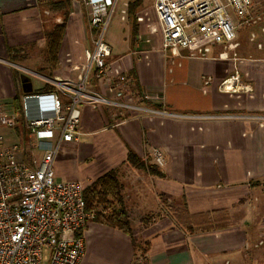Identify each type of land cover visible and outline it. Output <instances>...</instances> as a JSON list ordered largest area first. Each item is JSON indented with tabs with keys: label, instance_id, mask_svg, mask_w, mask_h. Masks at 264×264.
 <instances>
[{
	"label": "crops",
	"instance_id": "obj_1",
	"mask_svg": "<svg viewBox=\"0 0 264 264\" xmlns=\"http://www.w3.org/2000/svg\"><path fill=\"white\" fill-rule=\"evenodd\" d=\"M120 1V10L127 3V14L121 17L119 41L108 42L114 58L108 72L118 67L113 79L153 112L119 119V107L82 105L81 135L58 153L56 178L81 180L86 188L117 169L135 238L148 242L150 264H264V119L257 118L264 116V49L249 41L251 28L239 29L241 56L261 60L237 64L242 85H249L251 93L225 92L219 84L234 73L232 60L191 57L186 49L173 56L163 49L161 34L150 33L146 22L137 20L139 15L156 17L153 5L145 6L143 0L130 14L129 0ZM66 14L57 68L51 77L37 76L30 93H51L43 90L47 83L54 86L58 77L81 75L77 70L84 51L93 47L90 7L84 0H0V118L23 116L22 100L29 93L23 91L19 67L26 66L35 48L44 55L46 30L63 22ZM90 84L99 93L117 97L94 77ZM44 106L50 112L49 99ZM12 128L0 125L3 143L20 145L18 159L37 165L43 153L33 146L24 118ZM156 148L164 154L163 166L155 162ZM131 150L157 166L161 175L130 164ZM167 199L183 202L181 213L192 223L205 226L210 221L207 227H212L184 229L178 208ZM83 239L80 264L134 260L133 238L118 228L91 220Z\"/></svg>",
	"mask_w": 264,
	"mask_h": 264
},
{
	"label": "built area",
	"instance_id": "obj_2",
	"mask_svg": "<svg viewBox=\"0 0 264 264\" xmlns=\"http://www.w3.org/2000/svg\"><path fill=\"white\" fill-rule=\"evenodd\" d=\"M90 7V27L93 47L85 49L84 63L79 66L77 79L56 78V91L47 94L29 93L22 100L23 116L0 118V125L16 127L24 118L33 135L35 149L42 151L38 164L32 166L20 161V145H5L0 136V264H80L84 254L83 231L95 212L86 207L85 184L81 180H58L55 160L65 143L79 140L82 105H113L128 113L153 112L137 104L131 91L113 77L119 74L106 33L119 0H84ZM156 23L144 15L150 33H160L163 49L179 56L186 49L191 57L229 59L235 64L234 73L221 81L219 89L225 92L251 93L249 85H242L238 62L258 61L240 54L241 27L251 28L249 41L257 50L264 49V0H155ZM127 14V3L121 9ZM91 77L107 91L115 93L112 99L91 88ZM211 81L206 79V83ZM70 99L65 103L60 94ZM126 96L125 101L119 97ZM148 97V95H147ZM51 102L46 111L44 100ZM257 118L264 119V116ZM154 159L164 165L161 149H154ZM132 264H150L146 255L134 257Z\"/></svg>",
	"mask_w": 264,
	"mask_h": 264
},
{
	"label": "trees",
	"instance_id": "obj_3",
	"mask_svg": "<svg viewBox=\"0 0 264 264\" xmlns=\"http://www.w3.org/2000/svg\"><path fill=\"white\" fill-rule=\"evenodd\" d=\"M142 1L143 0H129L128 12L130 14H134L135 11L141 6ZM66 22L67 14L65 15L63 22L56 23L50 30H46L44 56L45 62H47L48 66H46L45 68L50 70L47 73V76L50 77L53 76V71L57 68L58 65V54L65 34ZM43 90L56 91L57 89L52 84L47 83ZM59 94L65 103H68L70 101V99L65 95L61 93ZM128 162L133 166L145 169L152 174L161 175L157 166L153 164H147L132 150L129 153ZM84 196L87 209L95 212V218L93 220L114 228H118L130 235L133 238L134 242L135 256L139 254L145 255L147 253L149 245L148 242H141L135 238L123 195V184L120 181L119 171L117 169L110 170L109 172L105 173L100 178L95 180L92 184L87 186L84 191ZM180 221L181 222L178 223L184 229L190 230V232L198 228L202 230L212 227H207L208 224H210V221H207L208 223L205 226H198L184 216L180 217Z\"/></svg>",
	"mask_w": 264,
	"mask_h": 264
},
{
	"label": "rangeland",
	"instance_id": "obj_4",
	"mask_svg": "<svg viewBox=\"0 0 264 264\" xmlns=\"http://www.w3.org/2000/svg\"><path fill=\"white\" fill-rule=\"evenodd\" d=\"M125 2V0H121L120 3ZM154 3V0H144V5L145 6H152ZM150 21L153 23H156V17L154 15H149ZM122 21H121V11L120 8L118 7V11L113 15L112 21L108 27L107 33H106V40L107 42H109V40H111L112 38H114L116 41H119V32H117L119 30V28H121ZM115 46V45H114ZM115 48V47H114ZM24 64L26 66H22L19 67L20 68V72L21 73H26L29 74L30 76H32V80H33V86L36 87L37 85V80L39 79L37 76H45L44 74L48 73L50 70L45 68L46 66H48L47 62H45V56L43 55V49L41 48H35L34 51L30 52L29 54V59L27 61H24ZM78 66V65H77ZM37 71H41L42 73H37ZM80 71V68L77 70ZM3 126V125H2ZM4 128H6L8 131H14L15 128L9 127L8 126H3ZM38 154V153H37ZM167 202L172 203V205H174L175 207H177L178 209H176L178 211V214L180 215V217H183L184 214H182L181 212L183 211V202H181L180 200H168ZM182 209V210H181ZM154 214H158L157 216H161L162 214H164L163 212H155ZM153 215H148L150 216V218L154 217ZM138 240H140V238H138ZM141 241V240H140Z\"/></svg>",
	"mask_w": 264,
	"mask_h": 264
},
{
	"label": "water",
	"instance_id": "obj_5",
	"mask_svg": "<svg viewBox=\"0 0 264 264\" xmlns=\"http://www.w3.org/2000/svg\"><path fill=\"white\" fill-rule=\"evenodd\" d=\"M22 88L25 93H30L33 91L32 78L29 74H21Z\"/></svg>",
	"mask_w": 264,
	"mask_h": 264
}]
</instances>
